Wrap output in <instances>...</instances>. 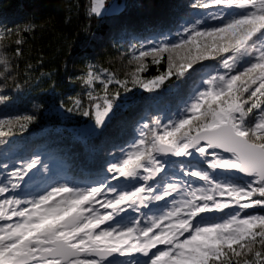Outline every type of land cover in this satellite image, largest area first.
Instances as JSON below:
<instances>
[{
  "label": "snow or ice",
  "instance_id": "obj_1",
  "mask_svg": "<svg viewBox=\"0 0 264 264\" xmlns=\"http://www.w3.org/2000/svg\"><path fill=\"white\" fill-rule=\"evenodd\" d=\"M191 8L199 15L181 17L178 43L159 33L158 41L133 45L128 63L135 66L125 78L88 65L77 78L88 107L79 99L60 103L87 117L84 128L95 137L137 105L136 89L154 102L166 81H177L168 91L178 110L140 116L146 122H137V135L110 144L94 180H55L56 157L17 150L16 136L41 105L0 118V264H264V0H194ZM102 10L118 11L93 0L90 11ZM4 33L12 30L0 40ZM165 53L167 70L142 76L145 58L159 64ZM210 58L217 66L202 63ZM0 63L7 71L3 53ZM0 103L15 106L4 95Z\"/></svg>",
  "mask_w": 264,
  "mask_h": 264
},
{
  "label": "trees",
  "instance_id": "obj_2",
  "mask_svg": "<svg viewBox=\"0 0 264 264\" xmlns=\"http://www.w3.org/2000/svg\"><path fill=\"white\" fill-rule=\"evenodd\" d=\"M118 1L123 4L119 11L96 15L90 11L92 0H0V32L12 30L11 35L4 33L0 40L3 44L0 53L9 61L7 71L0 63V72L5 73L0 76V95L15 101V106L8 108L0 103V118L4 113L19 114L32 111L33 105L42 106L36 113L37 120L26 133L18 134L15 142L19 152L27 146L56 157L52 163L55 180L80 184L94 180L95 173L102 170L108 159L106 153L111 151L110 144L123 146L122 141L137 135V122H146L140 120V116L172 115L178 110L174 90L168 91L177 81L170 79L154 102L144 100L149 94L136 89L140 97L137 105L118 112L104 133L85 141L77 139L68 126L81 125L87 117L74 112L73 120L66 122L53 111L61 102L71 107L72 99H79L88 107L87 89L77 79L88 65L107 68L119 78H125V73L135 66L128 63L130 47L134 45L139 49L141 44L147 46L148 40L158 41L159 33L178 43L177 32L183 24L181 17L196 12L191 8L194 0H178L171 6L161 0ZM28 23L35 28L22 30ZM18 27L21 28L19 35L16 34ZM16 39H21L22 43L17 45ZM17 47L22 52L19 57L15 56ZM217 60L210 58L202 63L215 67ZM144 63L146 70L142 76L151 79L167 70V53L159 64L152 63L151 56L146 57ZM9 76L20 84V89L15 88L13 79H6ZM190 85L188 81L184 86L185 96ZM121 121L127 124L121 127Z\"/></svg>",
  "mask_w": 264,
  "mask_h": 264
},
{
  "label": "rangeland",
  "instance_id": "obj_3",
  "mask_svg": "<svg viewBox=\"0 0 264 264\" xmlns=\"http://www.w3.org/2000/svg\"><path fill=\"white\" fill-rule=\"evenodd\" d=\"M93 2V0H92ZM164 2L166 3V5H172V3L174 2H178V0H161V3ZM105 5H106V9L107 8H111V7H115L118 9V11L120 9L123 8V4H121L118 0H105ZM92 6V4H91ZM108 10H102V13L101 14H104V13H107ZM117 12V11H115ZM108 13H113V11H109ZM100 14V15H101ZM196 15H199V12L196 10V12H194V14L192 16H196ZM85 86V85H84ZM97 86V88H99V85H95ZM53 111L55 113H57L61 119H63L64 121L68 122V121H72L73 120V115H74V112L73 113H67V112H64L63 110H60L59 109V106H56L53 108ZM166 122V121H165ZM89 123V120L87 121H84L81 125H75V124H71L68 126V129L72 132V134L79 140L81 141H85L87 140L89 137H91V135H89V133L87 132V130L84 128L86 126V124ZM78 129H81V132H80V135L78 136L75 132V130H78ZM17 143V142H16ZM222 179H231V178H222ZM131 215H136V213H130ZM16 218L14 217L13 218V221L15 220ZM0 223H3V221H0ZM158 247H162V246H158ZM123 259V258H121Z\"/></svg>",
  "mask_w": 264,
  "mask_h": 264
}]
</instances>
